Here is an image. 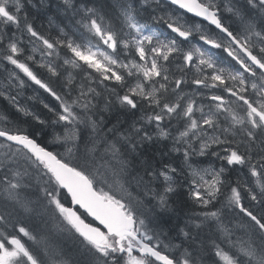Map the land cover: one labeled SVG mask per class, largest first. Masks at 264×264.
Listing matches in <instances>:
<instances>
[{
  "label": "snow or ice",
  "instance_id": "1",
  "mask_svg": "<svg viewBox=\"0 0 264 264\" xmlns=\"http://www.w3.org/2000/svg\"><path fill=\"white\" fill-rule=\"evenodd\" d=\"M62 2L80 19L49 39L29 17L31 0H0V68L8 79L0 96L40 126L30 131L0 117V264H264V0H230L229 6L222 0H151L165 15L147 18L141 9L149 0H118L115 22L106 19L103 0ZM166 4L183 12L173 19ZM187 14L203 18L217 34H205ZM160 24L174 35L154 31ZM194 34L211 48L193 43ZM62 49L71 53L62 64L81 69L84 82L66 72L59 88L52 86L51 77L61 73L46 58L59 57ZM5 63L28 87L58 102L44 103L47 119L21 105L17 97L26 81ZM92 83L108 90L119 108L139 111V119L109 127L98 114L101 92ZM189 87L195 90L185 91ZM13 88L21 91L13 94ZM112 107L106 99L102 111ZM42 135L51 139L42 141ZM159 141H171L169 151L181 154L182 164L142 160L144 174L130 172L145 146ZM101 152L109 157L105 165L96 162L104 159ZM192 156L216 157L221 164L201 168ZM125 174L144 186L139 197L116 179ZM182 180L202 210L186 222L188 230L179 229L183 241L174 243L163 224L175 211ZM209 224L215 238L205 245L192 229ZM63 237L78 242L82 260L67 257Z\"/></svg>",
  "mask_w": 264,
  "mask_h": 264
},
{
  "label": "trees",
  "instance_id": "2",
  "mask_svg": "<svg viewBox=\"0 0 264 264\" xmlns=\"http://www.w3.org/2000/svg\"><path fill=\"white\" fill-rule=\"evenodd\" d=\"M41 1H43V0H40V2L38 0H33V1L31 0V5H29L27 7L29 17H30V19H32L34 26L40 25V27L38 26V31H40L41 34H43L46 38L55 39L59 36V33L55 32L54 25L52 26L50 24L49 26H47V24L49 23V20L52 19L51 21H55V22H57V24H60L61 22L57 21L58 17H59L58 12L62 11V12H60V14L61 15L63 14V18H64V15H66V17L70 16V10H67V12L65 10H63L64 5L62 3L61 4L58 3L57 5L52 4L51 2H49V4H48V2L47 3L45 2L44 4H40ZM51 1L55 2V0H51ZM76 1H77L76 3H80L79 2L80 0H76ZM33 2H35V3H33ZM103 2H104V4H106L105 0ZM32 5H35V6L33 7ZM52 6H54V7H52ZM106 7H108V6L106 5L105 8ZM42 8L43 9L45 8V9L43 10ZM40 9L43 11V13H45L44 16H43V14H41ZM50 16H52V17L50 18ZM53 17L56 18V20H54ZM111 20H113V19L111 18ZM60 25H63V26H66L67 28H69L68 25H65L64 23H61ZM48 30H49V32H48ZM68 31H69V29H68ZM93 43H95V41H93ZM64 52H66L67 55H71L70 52H67V49H65ZM58 65H59L58 71L61 72L60 78L57 79V77H51V84L53 87H56V88H59V85L65 79V71L67 69V67L62 68L60 63H58ZM2 71L3 70L0 69V72H2ZM40 71L45 77L50 75V74L44 72L43 69H41ZM73 72L75 73V75L77 77L76 78L77 80L75 79L77 82H79V80L84 81V79H83L84 73L82 72V70L80 71V73L77 71H73ZM106 83L109 85V87H110L109 89L115 87L114 83H112V82L111 83L106 82ZM92 87H96L98 89L97 91L101 92L100 97H98L96 99V102H98V99L100 100L99 101V107H98L97 111H98L99 115L104 116L105 121L108 123L109 127H111L112 124L117 122V120L114 119L115 116H116V119H118V117H119V119H120V117L122 119H124L123 121H120L123 127H127L134 120H137V118L140 117L139 115L136 114L137 111L136 112H125L124 109L119 108V106L115 104L114 97L110 95L108 90H102V87H97L96 83H94ZM26 88H29V87L26 85ZM38 91H40L39 87H38ZM119 91H120V89H119ZM73 96H75V95H73ZM43 97L46 100H49L48 104L50 102H51V105H55L56 103H58V102H55V100L52 97H50L49 95H47L45 97V95L43 94ZM106 99L113 101V107L107 113L102 111V109L104 108V103H105ZM31 104L32 105L34 104V107H36L35 108L36 111L34 110V112L39 114L42 119L48 118L49 113L47 112V109L44 108L43 101H41L40 103H37L36 105H35V103H32V102H31ZM31 104H30V106H31ZM0 113L4 117H7V119L9 121L14 122L15 124H17L21 127H26L30 131H37L40 128V126L35 122L33 124H30V122L31 123L33 122L32 118L31 117H25L23 114L18 113L16 111V109L8 101H6L3 98V96H0ZM57 130H59V129H57ZM89 135H91L90 132H89ZM47 137H50V136L42 135L41 140L42 141L47 140ZM167 142L171 143V141H159V142L153 143L151 145H146L143 152L141 153V158H137L133 161V168L130 169V172H132L133 174L143 175L144 174V165L142 163V160H149L154 165L159 163V162H163V163L171 162L174 166L181 165L182 161L180 160V157H182V155L179 153H176L177 156H175L172 152L169 154L168 152H170V151H168V150L171 147L168 148L166 146ZM171 146H172V144H171ZM60 151L63 152V149H61ZM165 153H167V155H164ZM101 156H103L104 159H100L98 157L96 162L98 165H105L108 162L109 157L107 155H105L103 152H101ZM129 159H131V157H129ZM198 162H199L198 163L199 165L215 167V168H218L221 164V162L219 160H217L216 157H212V159H211L210 156H207L206 159H201L200 161L198 160ZM134 164H136L135 167H134ZM246 175L241 174V178L243 180L250 182L249 176L248 175L246 176ZM130 176L131 175L125 174L124 176L116 177V179H120L122 181L126 180L128 182V184L130 185L128 190L131 193L132 197H134V198L139 197L140 193L145 191V188L143 185L137 186L136 181L134 179H132V176L131 177ZM237 176H238V173L233 172L231 175V179L234 180L237 178ZM109 180H110V183H112L113 177L111 176V174H109ZM145 180H147V177H145ZM226 189H228V188H226ZM187 190H188V184L186 181L182 180L181 181V187L178 190L179 194L177 196L173 197V199L175 200V203H173L172 207L175 209V211L173 213L166 214L165 219L168 220L169 222L163 224L164 230L167 231L168 235L173 238L174 243H181L183 241L184 238L180 235L179 229L185 228L186 222L193 218V215H192L193 213H197V212H200L202 210L200 208V206L197 205L188 196ZM0 196H2V194H0ZM3 204H4V201L2 199H0V206H3ZM217 206H219V204ZM232 223L236 224L237 221L235 219H233ZM206 226L207 227L204 226L203 228H200V229L193 228L192 232H193V235L198 236V238L200 240H202L205 243V245H208L210 243L209 238L210 237L212 239L215 238V231H214V225L209 224ZM185 230H188V229L185 228ZM239 236L242 239H246V237H244L243 233L239 234ZM61 245H62V248H63L64 252L66 253L67 257H69V258H72L76 253L80 252V246H79L78 242L74 241L73 239H71L69 237H63L61 239ZM184 246L188 247L189 245H188V243H185ZM205 255H209L207 248L205 251ZM82 259H83V256H81V255L77 258V260H82ZM72 260L76 261L75 259H72ZM205 264H209V261L206 260Z\"/></svg>",
  "mask_w": 264,
  "mask_h": 264
},
{
  "label": "rangeland",
  "instance_id": "3",
  "mask_svg": "<svg viewBox=\"0 0 264 264\" xmlns=\"http://www.w3.org/2000/svg\"><path fill=\"white\" fill-rule=\"evenodd\" d=\"M39 2H40V0H38ZM46 1H48V2H51V3H53V4H58V0H56V2H53V1H51V0H44V1H41V3L40 4H44ZM60 2H59V4H61V1L62 0H59ZM107 1H111V0H107ZM225 0H223V2H224ZM77 2V1H76ZM63 3V2H62ZM107 4H105V6H106ZM43 9V8H42ZM45 9V8H44ZM43 9V10H44ZM64 10H65V8H63ZM66 12H67V10H65ZM40 12H41V14L43 13V11L40 9ZM60 12H62V11H60ZM60 12H58V14H59V17H58V20L57 21H59L60 20V22L61 23H64L65 25H69V21L70 20H73L74 21V19H76V18H80L79 17V15H77V16H75V17H73L72 16V13H71V11H70V16L68 17H66V15H64V18H63V14L61 15L60 14ZM107 13H108V11H107ZM114 13V12H113ZM109 14L111 15V16H109ZM45 15V13H43V16ZM108 16H109V18L111 17L113 20H115L116 18H117V15H116V13H114V14H111V13H108ZM114 17V18H113ZM110 18V19H111ZM232 24H233V26H235L237 23H236V21H234V20H231L230 21ZM181 23H183V21L181 22ZM54 25V29H55V31H57L58 30V25L59 24H57V22H55V21H52V23H48L47 24V26H49V25ZM56 25V26H55ZM39 27H40V25H38ZM84 32H86V30L84 31ZM24 39H25V42L27 41V36L25 35V37H24ZM37 43H39V42H37ZM38 55H39V52H38ZM60 56H61V59L62 58H64L63 57V55H61V54H59V57H56L55 59H58V58H60ZM47 60H52V58L51 57H48V58H46ZM65 59V58H64ZM4 67H6L7 68V70L9 71V72H11V71H14V66H12V65H10V64H7V63H5L4 64ZM0 69H2L3 70V68H0ZM66 73V72H65ZM71 74H72V76L75 78L76 77V75H75V73H73V72H70ZM2 75V76H1ZM83 79H84V75H83ZM6 82V83H5ZM79 82H84L83 80H79ZM8 83V80H7V73L3 70L2 72H0V92H4V90H5V86H6V84ZM14 83V82H13ZM93 84L94 83H92L91 85L93 86ZM18 91V89H16V88H13V90H12V92H13V94H15L16 92ZM44 94V93H43ZM45 95V97L48 95L47 93H45L44 94ZM39 96L36 94V93H34V92H30V93H28V94H26L25 95V99L21 96V94H20V96H18L17 97V99L20 101V103L22 104V106H24V107H27L28 105H30L31 104V102L33 103V100L34 99H36V98H38ZM6 101H8V100H6ZM99 99H98V102H96L95 101V103L97 104V110H98V107H99ZM37 104V102H35V105ZM31 106H32V108H33V112H34V110L36 111V107H34V104L32 105L31 104ZM30 107V106H29ZM138 113H136L137 115H139L140 116V112L139 111H137ZM107 113V112H106ZM45 116V115H44ZM118 117V116H117ZM114 119L115 120H117V121H123L124 119H122L121 117H120V119H119V117H118V119H116V116L114 117ZM139 118H137V120H138ZM33 121V120H32ZM35 121H33L32 123L30 122V124H33ZM0 123H2V122H0ZM36 123V122H35ZM59 131V130H58ZM51 138L50 137H47V140H50ZM166 146L169 148V147H171V143L170 142H167L166 143ZM146 147V146H145ZM169 151V150H168ZM169 154L171 153V152H168ZM175 156H177L176 155V153H173ZM205 157V158H204ZM204 157H200V156H192L191 158H193V159H195V160H197V162H198V160L200 161L201 159H206V157L207 156H204ZM211 159H212V157H211ZM180 160L182 161V157H180ZM135 165L136 164H134V167H135ZM201 167V166H200ZM246 175V174H245ZM247 176V175H246ZM248 178V177H247ZM109 183H110V180L108 181ZM250 182H253L252 180H250ZM207 227L206 225H202L201 226V228H203V227ZM164 228V227H163ZM242 232H237L236 233V236H237V238L238 239H242L240 236H239V234H241ZM171 237V236H170ZM172 238V237H171ZM68 245V244H67ZM75 247V246H74ZM81 255V252H78V253H76L71 259H75V260H77V258L79 257ZM69 256V255H68ZM82 256V255H81Z\"/></svg>",
  "mask_w": 264,
  "mask_h": 264
},
{
  "label": "bare ground",
  "instance_id": "4",
  "mask_svg": "<svg viewBox=\"0 0 264 264\" xmlns=\"http://www.w3.org/2000/svg\"><path fill=\"white\" fill-rule=\"evenodd\" d=\"M33 1V0H32ZM44 1V0H43ZM104 1V0H103ZM48 1H46V3H47ZM55 2H56V0H55ZM60 1L58 0V3H59ZM80 2V1H79ZM105 2H106V4H107V6L108 7H106L105 9H106V12L108 11L109 13H111V14H114V13H116V15H117V17H118V15H119V6H118V0H111V1H107V0H105ZM222 2H223V0H222ZM33 3H35V2H33ZM61 3H62V1H61ZM48 4H49V2H48ZM51 4V3H50ZM53 4V3H52ZM63 4V3H62ZM57 5V4H56ZM59 6V5H58ZM61 6V5H60ZM52 7H54V6H52ZM56 7V6H55ZM62 7V6H61ZM57 8V7H56ZM62 9V8H61ZM59 10V9H58ZM64 10V9H63ZM142 11V14L145 16V17H148L150 14H151V12H150V10L149 9H147V10H141ZM53 12V11H52ZM51 12V13H52ZM56 12V11H55ZM58 12V11H57ZM114 12V13H113ZM40 14V13H39ZM43 14V13H42ZM56 15V14H55ZM109 16H111L110 14H109ZM48 17V16H47ZM52 16H50V18H51ZM57 17V16H56ZM54 18V17H53ZM114 18V17H113ZM52 20V19H51ZM54 20H56V18H54ZM186 20L188 21V18H186ZM234 21H236V19H234ZM59 22H60V20H59ZM184 22V21H183ZM236 23H238L237 21H236ZM61 24V23H60ZM56 26V25H55ZM52 27V26H51ZM205 28V27H204ZM81 31L82 32H84L85 31V29H81ZM48 32H49V30H48ZM71 34V33H70ZM74 39L76 38L75 36L73 37ZM56 58V57H55ZM60 58H61V56H60ZM65 58V57H64ZM64 58H62V59H64ZM62 67V66H61ZM63 68V67H62ZM9 72V71H8ZM61 73V72H60ZM79 73H80V71H79ZM2 76V75H1ZM8 80V79H7ZM6 83V82H5ZM111 83V82H110ZM110 88V87H109ZM191 87H189V88H186V91H187V89L189 90ZM13 90V89H12ZM98 90V89H97ZM28 94V93H27ZM26 95V94H25ZM73 95H75V93L73 92ZM54 99V98H53ZM7 100V99H6ZM56 102V101H55ZM192 159V161L195 163V162H197V160H195V159H193V158H191ZM197 166L198 167H200L201 166V168H204L205 166H202V165H199V164H197ZM131 177V176H130Z\"/></svg>",
  "mask_w": 264,
  "mask_h": 264
},
{
  "label": "flooded vegetation",
  "instance_id": "5",
  "mask_svg": "<svg viewBox=\"0 0 264 264\" xmlns=\"http://www.w3.org/2000/svg\"><path fill=\"white\" fill-rule=\"evenodd\" d=\"M125 112H128V111H126V110H124Z\"/></svg>",
  "mask_w": 264,
  "mask_h": 264
}]
</instances>
